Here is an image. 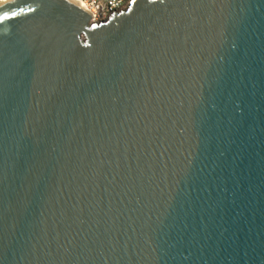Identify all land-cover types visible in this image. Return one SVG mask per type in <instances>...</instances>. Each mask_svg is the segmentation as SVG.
Here are the masks:
<instances>
[{
	"label": "water",
	"instance_id": "1",
	"mask_svg": "<svg viewBox=\"0 0 264 264\" xmlns=\"http://www.w3.org/2000/svg\"><path fill=\"white\" fill-rule=\"evenodd\" d=\"M21 8L0 23V264H264V0L94 22L0 1Z\"/></svg>",
	"mask_w": 264,
	"mask_h": 264
},
{
	"label": "built area",
	"instance_id": "2",
	"mask_svg": "<svg viewBox=\"0 0 264 264\" xmlns=\"http://www.w3.org/2000/svg\"><path fill=\"white\" fill-rule=\"evenodd\" d=\"M91 13V20L103 21L114 13L125 10L132 0H81Z\"/></svg>",
	"mask_w": 264,
	"mask_h": 264
},
{
	"label": "snow or ice",
	"instance_id": "3",
	"mask_svg": "<svg viewBox=\"0 0 264 264\" xmlns=\"http://www.w3.org/2000/svg\"><path fill=\"white\" fill-rule=\"evenodd\" d=\"M152 2H156V0H152ZM132 3L135 4L136 3V0H132ZM7 5H5L6 7ZM29 11H35V9H29ZM24 12V9L21 8L19 10V12L17 11H13L11 12L10 14L5 12L3 15H0V23H2L3 21H6V20H11V19H14L16 18L19 14L23 13Z\"/></svg>",
	"mask_w": 264,
	"mask_h": 264
},
{
	"label": "bare ground",
	"instance_id": "4",
	"mask_svg": "<svg viewBox=\"0 0 264 264\" xmlns=\"http://www.w3.org/2000/svg\"><path fill=\"white\" fill-rule=\"evenodd\" d=\"M1 1V0H0ZM74 1H76V2H78L79 4H81L85 9H87L86 8V6L84 5V3H82V1L81 0H74ZM88 10V9H87ZM95 20H91V22H94Z\"/></svg>",
	"mask_w": 264,
	"mask_h": 264
}]
</instances>
